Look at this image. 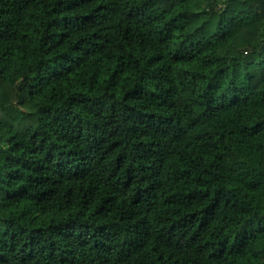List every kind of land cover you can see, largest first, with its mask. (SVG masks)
<instances>
[{"label": "trees", "instance_id": "obj_1", "mask_svg": "<svg viewBox=\"0 0 264 264\" xmlns=\"http://www.w3.org/2000/svg\"><path fill=\"white\" fill-rule=\"evenodd\" d=\"M0 264H264V0H0Z\"/></svg>", "mask_w": 264, "mask_h": 264}, {"label": "clouds", "instance_id": "obj_2", "mask_svg": "<svg viewBox=\"0 0 264 264\" xmlns=\"http://www.w3.org/2000/svg\"><path fill=\"white\" fill-rule=\"evenodd\" d=\"M249 2H251V0H249ZM105 163H106L105 161H100L98 156L96 157L95 160H92V164L95 165L97 170L103 168Z\"/></svg>", "mask_w": 264, "mask_h": 264}]
</instances>
